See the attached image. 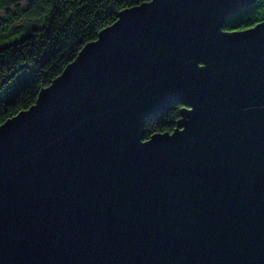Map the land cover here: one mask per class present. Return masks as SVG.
<instances>
[{
    "label": "water",
    "instance_id": "water-1",
    "mask_svg": "<svg viewBox=\"0 0 264 264\" xmlns=\"http://www.w3.org/2000/svg\"><path fill=\"white\" fill-rule=\"evenodd\" d=\"M255 1L125 9L0 125V264H264V21L223 28Z\"/></svg>",
    "mask_w": 264,
    "mask_h": 264
},
{
    "label": "trees",
    "instance_id": "trees-1",
    "mask_svg": "<svg viewBox=\"0 0 264 264\" xmlns=\"http://www.w3.org/2000/svg\"><path fill=\"white\" fill-rule=\"evenodd\" d=\"M151 0H0V125L35 104L49 87L114 24L118 14ZM264 21V0L227 16L223 28L238 31ZM183 104L173 103L145 123V139L174 130Z\"/></svg>",
    "mask_w": 264,
    "mask_h": 264
}]
</instances>
